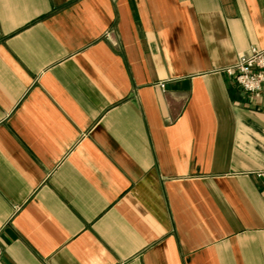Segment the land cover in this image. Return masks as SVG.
Returning <instances> with one entry per match:
<instances>
[{
    "label": "crops",
    "instance_id": "obj_1",
    "mask_svg": "<svg viewBox=\"0 0 264 264\" xmlns=\"http://www.w3.org/2000/svg\"><path fill=\"white\" fill-rule=\"evenodd\" d=\"M251 45L264 0H0L3 264H264Z\"/></svg>",
    "mask_w": 264,
    "mask_h": 264
},
{
    "label": "built area",
    "instance_id": "obj_2",
    "mask_svg": "<svg viewBox=\"0 0 264 264\" xmlns=\"http://www.w3.org/2000/svg\"><path fill=\"white\" fill-rule=\"evenodd\" d=\"M232 81L244 92L255 98L264 100V48L251 45L247 51L238 55L234 63L221 69ZM158 86L163 88L164 82H159ZM260 182L264 192V170L254 172ZM0 264H3L0 251Z\"/></svg>",
    "mask_w": 264,
    "mask_h": 264
}]
</instances>
